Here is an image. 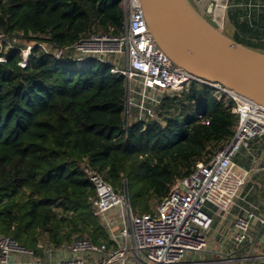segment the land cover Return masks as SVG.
Listing matches in <instances>:
<instances>
[{
  "label": "trees",
  "instance_id": "1",
  "mask_svg": "<svg viewBox=\"0 0 264 264\" xmlns=\"http://www.w3.org/2000/svg\"><path fill=\"white\" fill-rule=\"evenodd\" d=\"M124 21L122 0H0V33L16 42L0 53V238L36 260L79 240L111 245L84 168L126 189L135 214H147L233 135V102L195 84L150 106L154 118L126 125L127 82L109 63L56 60L38 46L117 36ZM24 44L33 48L21 68Z\"/></svg>",
  "mask_w": 264,
  "mask_h": 264
},
{
  "label": "built area",
  "instance_id": "2",
  "mask_svg": "<svg viewBox=\"0 0 264 264\" xmlns=\"http://www.w3.org/2000/svg\"><path fill=\"white\" fill-rule=\"evenodd\" d=\"M122 7L125 21L122 33L117 36L88 32L64 49L38 46L56 60L109 63L110 73L123 76L127 82L126 125L132 122L131 107L138 109L139 119L147 114L154 118L150 106L158 104L155 96L182 93L192 84L212 89L217 100L224 97L225 102H233L231 111L237 124L228 143L207 163H197L189 176L174 183L168 195L147 214H135L126 189L115 191L97 173L84 168L95 190V198L91 200L93 214L108 233L111 245L76 241L65 248L68 256L57 264H185L187 253L206 249L204 235L212 224L209 207L221 208L234 196L236 189L229 194L225 186L235 156L241 150L248 151L252 141L264 137V109L174 66L149 34L140 0H122ZM214 19L219 22L216 12ZM14 43L0 33V53L13 49ZM32 48L31 44L19 48L21 68L27 66ZM0 62H4L1 57ZM255 222L264 229V215L257 216L252 208L242 209V215L233 222L232 242L236 246L251 241L250 230ZM22 255L32 259L24 264H38L31 252L8 238H0V264H23L15 261L16 256ZM259 259H264V254Z\"/></svg>",
  "mask_w": 264,
  "mask_h": 264
},
{
  "label": "water",
  "instance_id": "3",
  "mask_svg": "<svg viewBox=\"0 0 264 264\" xmlns=\"http://www.w3.org/2000/svg\"><path fill=\"white\" fill-rule=\"evenodd\" d=\"M140 2L149 34L174 66L264 109V53L221 31L214 0Z\"/></svg>",
  "mask_w": 264,
  "mask_h": 264
},
{
  "label": "crops",
  "instance_id": "4",
  "mask_svg": "<svg viewBox=\"0 0 264 264\" xmlns=\"http://www.w3.org/2000/svg\"><path fill=\"white\" fill-rule=\"evenodd\" d=\"M215 2V1H214ZM217 2V3H216ZM217 23L231 40L233 37L249 44L251 47L264 49V0H216ZM224 33V32H223ZM244 46V45H243ZM255 50V49H253ZM256 160V163L253 162ZM233 168L225 191L229 194L236 189L231 201L221 208L209 207L212 224L205 233L206 249L195 253L185 264H264L259 259L264 254V229L254 223L250 230L251 241L239 246L232 242L234 236V219L242 215V209H253L257 216L264 215V137L251 142L248 151L241 150L233 160ZM258 236L252 247L251 242ZM194 255L197 258H193ZM66 249L47 254L38 264H57L67 257ZM32 259L16 256L15 261L29 262ZM23 263V264H24Z\"/></svg>",
  "mask_w": 264,
  "mask_h": 264
},
{
  "label": "rangeland",
  "instance_id": "5",
  "mask_svg": "<svg viewBox=\"0 0 264 264\" xmlns=\"http://www.w3.org/2000/svg\"><path fill=\"white\" fill-rule=\"evenodd\" d=\"M222 15H223V13H221L220 14V16L219 17H222ZM224 34H230L227 30H225L224 29ZM229 36V35H228ZM185 92H187V91H185ZM179 95H181V92L180 93H178V94H171V93H169V94H165V95H163L164 97H173V96H179ZM162 96V97H163ZM162 97H160V98H162ZM160 98H157L156 96L153 98V99H158V101H159V99ZM220 98V97H219ZM226 104H228V102L226 101ZM130 111H131V120L133 119V116L134 115H136L137 116V118L139 117L140 118V114H139V112H138V109H136V108H130ZM135 112H137V114L135 113ZM152 114H153V116H154V112H152ZM162 125H163V123H161ZM108 216H111V213H109L108 214ZM116 217H117V215H116ZM116 224V223H115ZM23 256V255H22ZM191 256H193V254L192 253H187L186 255H185V259H191ZM193 258H197V256L196 255H194V257ZM192 264V263H191ZM193 264H199V262H193Z\"/></svg>",
  "mask_w": 264,
  "mask_h": 264
},
{
  "label": "bare ground",
  "instance_id": "6",
  "mask_svg": "<svg viewBox=\"0 0 264 264\" xmlns=\"http://www.w3.org/2000/svg\"><path fill=\"white\" fill-rule=\"evenodd\" d=\"M216 11H220V10H219V9H218V10L216 9ZM216 14H217V16H218V14H219V16H220V13L216 12Z\"/></svg>",
  "mask_w": 264,
  "mask_h": 264
},
{
  "label": "flooded vegetation",
  "instance_id": "7",
  "mask_svg": "<svg viewBox=\"0 0 264 264\" xmlns=\"http://www.w3.org/2000/svg\"><path fill=\"white\" fill-rule=\"evenodd\" d=\"M215 20V19H214Z\"/></svg>",
  "mask_w": 264,
  "mask_h": 264
}]
</instances>
